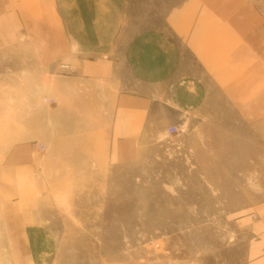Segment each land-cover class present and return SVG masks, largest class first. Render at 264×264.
<instances>
[{
    "label": "crops",
    "instance_id": "0c3cea01",
    "mask_svg": "<svg viewBox=\"0 0 264 264\" xmlns=\"http://www.w3.org/2000/svg\"><path fill=\"white\" fill-rule=\"evenodd\" d=\"M124 3L0 0V64L22 78L24 139L10 146L3 170L15 260L46 264L52 253L50 188L118 178L115 170L168 137L196 132L195 143L204 142L225 127L223 103L236 120L224 129L230 170L219 165L212 178L243 179L245 189L255 178L261 188L228 192L245 195L230 207L243 213L230 229L228 264L237 249L242 264H264V13L253 0H176L164 28L134 31ZM172 126L183 132L168 134Z\"/></svg>",
    "mask_w": 264,
    "mask_h": 264
},
{
    "label": "rangeland",
    "instance_id": "374dc122",
    "mask_svg": "<svg viewBox=\"0 0 264 264\" xmlns=\"http://www.w3.org/2000/svg\"><path fill=\"white\" fill-rule=\"evenodd\" d=\"M175 1L125 0V26L134 31L164 28L165 14ZM253 5L264 13V0H253ZM21 86L20 74L9 70L6 75L2 62L0 264H18L10 242L11 227L3 212V170L10 146L24 139ZM221 112V126L225 127L210 132L204 142L199 136L195 143L196 132L189 137H168L157 147L146 148L136 162L115 170L114 174L120 175L118 178L102 179L98 183L94 179V187L88 189H82L80 181L75 179L66 180L61 188H50L45 223L53 232L55 242L45 263H230L232 251L226 250L228 239L234 240L231 230L243 213L230 207L243 205L245 195L228 192L249 191L248 186L259 192L261 188L255 178L246 181V189L243 179L212 178L213 170L219 165L221 174L226 175L230 170L228 147L224 146L228 131L224 129L228 124L236 125V120L223 103ZM219 138L223 145L214 147ZM38 146V151H43L44 147L40 150ZM232 166L235 174V164ZM235 263L242 264L238 249Z\"/></svg>",
    "mask_w": 264,
    "mask_h": 264
},
{
    "label": "built area",
    "instance_id": "2783aa9c",
    "mask_svg": "<svg viewBox=\"0 0 264 264\" xmlns=\"http://www.w3.org/2000/svg\"><path fill=\"white\" fill-rule=\"evenodd\" d=\"M64 67H67V65H64ZM44 101H45V99H43ZM47 101H49V102H53V100L52 99H49V100H47ZM183 131L182 130H180L178 127H176V126H172V127H169L168 129H167V133L168 134H171V133H175V134H181ZM38 148L41 150V149H43V146L42 145H39L38 146Z\"/></svg>",
    "mask_w": 264,
    "mask_h": 264
}]
</instances>
